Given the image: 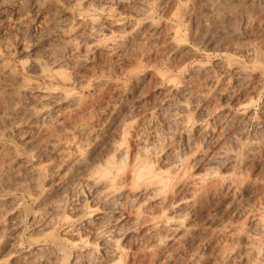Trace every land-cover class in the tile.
<instances>
[{
	"label": "rangeland",
	"instance_id": "1",
	"mask_svg": "<svg viewBox=\"0 0 264 264\" xmlns=\"http://www.w3.org/2000/svg\"><path fill=\"white\" fill-rule=\"evenodd\" d=\"M251 1L253 3H251ZM257 2H259V5ZM246 3H248V4H246ZM246 3H245V5L243 4L240 6L239 12L241 13V16H239L240 14L237 15L238 18L236 17L234 20L235 21L234 24L236 25L238 30L240 29L239 30L240 33H241V31H243V32L245 31V32L243 34L241 33L240 34L241 36L239 35L240 38L238 36V37H234V38L224 40V41L220 42L219 44H217L218 45L217 46L216 44H209L206 41L205 37L207 35V30L208 29L209 30L215 29V32L225 31L226 30L225 27L228 28L229 23H227L226 21L224 23L222 17L227 16L229 8L219 7L217 9H214L213 11H208V9H206V5H205L206 0H0V61H1L0 63H3V64L6 63L5 66L12 69V71H14L16 74H19V75L24 74L21 76H23V77L27 76L26 79H28V80L32 79V80H30L32 82H37V83L40 82L39 84H42V83L46 84L47 82H50V80L47 78H43L41 76H38L36 73L33 74L32 71H30V70L28 72L27 68H26L28 66V64H30V62H32V60H34V58L38 59V57H41V59L42 58L46 59L49 57H59L66 51H67L66 53H68L69 49L64 44H62V36L63 35H69L70 33H71V35H73L74 33H80L84 30V25H82L83 23L82 22H76L72 18L71 15H72V12H74L72 10L73 9L75 11L78 10V12H80L82 14L84 13L83 15H87V16L93 15L92 16L93 19L94 18L97 19V21H95V22H96V26L98 27V30H95L93 32L95 35L91 34V37L90 36H88V37L87 36H83V37L79 36L78 37L77 41L79 43L78 44L79 46H77V48H75L73 51H71V63L68 65H65L62 63L56 64V67L57 66L61 67L59 69L63 70L67 76L69 75L68 76L69 81L66 82V86H68V88L71 87L70 89H71L72 94H74V95L76 94L75 96H77V98H78V105L77 106H79L80 104L82 105V103H83V105L84 104L86 105V107L83 105H82L83 107L81 105L78 108L75 107L76 105L73 107L74 109L76 108V110L79 113L78 118H83L84 120L89 119V121L91 123L92 122L94 123V124L92 123V127L90 128L92 130H90L91 133L89 132V134H88L89 139H87L88 141H87V143H85V144H87L84 146L85 150L87 148H89V146H90L89 142H91L92 138H96V137L102 138V137L107 136L108 139H110L111 138L110 134L113 132L112 130H115L113 127L117 128L118 125L124 126V124H125L126 129L133 128L134 125H140L141 128L144 127L143 132L145 131L144 132L145 134L148 133V131L146 129V125H149V126H152L156 129V130L154 128L152 129L150 127V133L149 134H151V132H152L153 134L155 133L154 135H157V136L154 137V135H152L153 136L152 137L148 134V142H149L150 138L154 139V140H151L152 142H154L151 144L152 145L155 144V145L151 146L152 149L150 147L147 148L148 150H145V152H147L146 154L152 155L154 153L153 151H156V153L158 151V154H160V153H163L164 151H166V149L169 147L172 148V150L175 147V149H177V151L171 150V152H170L171 154L169 153L170 155L168 154V157L169 158H171L172 156L176 157V156H180V154H181L180 157H183V158L179 159V157H176L179 160L176 158H174V159L181 162V163L178 162L179 164L177 163L178 166L184 167L185 164H186V166L187 165L189 166L190 163H186V161L190 162L191 161L190 159L193 158L191 156H194L197 154V151L195 150V148L189 147V146L194 145L193 141L195 140V137L196 138L201 137V140L203 141V142L200 141L201 144L198 143V145H200V146L204 145V147H205V145L208 144L206 147H209V148H211V147L213 148V147L217 146V144L219 145L221 141H223L225 138L229 137V140H230V138L231 139L233 138L232 140H230L231 143L234 142L232 144L233 146L231 145V147H229V149H228V153H230V154L232 153V155L235 159V161H234V168L235 169L234 170L237 172H238V170H239V172H243V175L247 173L249 175V178L252 177V179H250V180L255 181V185H256V186L255 185L252 186L251 191L249 193H245V192L242 193V196H240L241 193H237V198L240 199V201H241L240 206L237 208V210H232L231 212L226 213V215H225V213H223V215H222L221 209H219L221 207V203H219L218 201H215V200H210V199L204 200V204H203L202 208L200 209V211H197L196 213L194 211H191L192 209L191 210L189 209L188 216H189V218H190V216H192L191 217L192 226H193V224H195V226H196V228H195V226H193L196 230L194 238H193L194 240H192V242H191V244H193V245H191V244L189 245L190 242L188 244L187 243L186 244H179V245L177 244V246H176V244L171 245V246L168 245L167 246V252H169V253H167V255L165 257H159L158 255H156V252L158 251L157 249L155 250V252L153 249L154 253L153 252L151 253V250H152L150 248V243L152 240L151 236H150L151 237L150 238L148 235H140L137 233V231L139 232L142 228L141 227L142 226L141 220H140L141 222L138 221L137 226L135 225V224H137V222H135V223L132 222V224L135 225V226H132L131 222L130 221L125 222L126 221V219H125L122 223L123 226L120 225L119 226L120 228L118 227L116 229L117 232L115 233V235H113V236L107 235V238H106V235H103V236L102 235H96L98 237L100 236L99 238L91 236V235H86V236L84 235V237H83V235H81L82 238L79 239L80 241L76 240L74 242L71 239V241H72L71 242L70 239H68V237H69L68 235H65V237L61 236V235H64L62 230L64 229V231H65L69 226H72V225L76 226L77 225V226H81L80 228L82 230L81 231L82 234L87 232L86 228H88V227L86 226L87 224L85 223L84 219L87 217V215H88L87 212H89V211H88V208H85L87 211L84 209V211L82 213L75 215L72 218V217H70L71 213L72 214H75V213H74V210L71 209V202H69V201L74 200L75 198H77V199L82 198L85 195L84 197H86V204L90 203L88 201V191H89L88 188H86V187H84V186H82L76 182L71 183V181L69 180L62 187H57V188H55V191L52 190L53 192H51L50 189H52L54 187V184H55L54 182H55V179L57 178V176L55 175L56 170L54 169V167L52 168L53 171L50 172L51 169L48 168L47 162L49 163V159H51L50 160L51 163H56L58 161L57 158H59L58 157L59 154L58 153H56L54 155L52 154V156L50 155L49 159H46V156H44V155H41V159L34 158V155L30 151L27 150V144H25L26 142L23 139L18 138V135H16L15 130H12L13 132L10 130L11 131V132H9L10 134L8 133L10 136L4 135V136L0 137V141H1L0 144L1 143L5 144L9 141L8 146L6 144L5 145L7 147H11V149H13L14 151L16 150L17 151L16 153H18L20 156H22V158L23 157L26 158L25 159L26 162H28V161L29 162L27 163L28 165L26 164L24 169L21 167L19 168L20 169V171H19L20 176L18 175L17 180L21 181V182H19V184H21V183L22 184L20 186L19 185L16 186V187H18L17 188L18 190L16 189V187L12 188L13 184L9 183V177H10L11 182H13L15 179L14 178V172L9 174V177L7 179L8 183H7V180H1V182L3 184L0 183V186H2L1 187L2 190H0V206H1L0 208L2 210L4 208H8V206H9L8 204H10V207L8 209H4L5 211L4 210L1 211V209H0V217H1V219L3 218L2 220L0 219V223H1V221L3 223L6 222L5 218H7V216H8L7 211L10 210L9 211V212H11L10 214H13V216H14V218H13L14 221L11 220L8 223H10L9 224L10 227L14 224L13 226L17 230L15 235L17 236V238L20 237V239H18V242L22 246L29 247L34 252L36 250L35 253L33 252V254H32L33 256L31 255L33 258L40 259L43 256V255H40V253H43L45 250L44 256H43L44 258L42 257L43 259H45L46 254H47L46 257H48L46 259H55V257L58 256L59 259L57 257L56 258L59 261L57 259H55V260H57L58 262H61L60 264H102L105 261H108L111 259V252L106 250V248H108L107 246H109V244H110L109 242L111 240H113V241L115 240L119 244L122 243V244H120L121 247L125 248L124 250L119 249V253H118L119 258H117L118 264H153V263L165 264V263H167V261H170L171 264H205L204 259H206L207 257H209V258L214 257L218 253L217 251L220 250L219 248L221 247V245H222V248L226 246L225 248H227L226 251H228V253L231 252V254H232L235 251L234 250L235 247H233V246H235V244L232 243V241H231L232 236L245 235L246 233L248 234V236H251L252 234L253 235H255V234L256 235H260V234L264 235L263 234L264 231L261 229H258L259 225L257 224V221L252 217L253 216L252 210H254V209H260V210H262V213L264 214V209H263L264 208V182H263L264 180H262V179H264V171H261L262 169L264 170V168L260 169L261 167L257 166V165H256V167H254L255 162L257 160H263L264 159V124H263L264 123V0H260V1H258V0H250L249 1L248 0ZM188 4H189V6H188ZM82 10H83V12H82ZM87 10H88V12H87ZM84 11H86V12H84ZM215 13H218V15L217 14L215 15ZM214 15H215V17H213ZM236 19H238V21H240V22H238ZM203 20H204V22H203ZM149 21H150V23H149ZM146 27H148V28H146ZM68 30H70V31H68ZM74 30H77V31H74ZM175 30H177V31H175ZM63 31H65L66 33H63ZM204 31H205V33H204ZM135 33H137V34H135ZM172 33H175L177 39L182 41V43H184V44L186 43L185 45H187V47L190 50L189 53H192V51H193V53H192L193 57L191 54H188L187 55L188 57H186L182 60L184 62V64L182 61L178 60L177 59L178 57H175V55L168 48L169 37ZM193 34H194V36H193ZM92 35H93V37H92ZM115 39H118V40H115ZM231 40H233V41H231ZM111 41L113 43H111ZM90 44H92V45H90ZM105 44H109L110 46L112 45L113 48L111 46L112 49L108 50L107 48H105V46H104ZM256 44H257V46H256ZM193 45L195 48H193ZM251 45H253V46H251ZM117 46H119V47H117ZM258 46H259V48H258ZM89 47L92 49H89V52H88L86 50ZM251 47H255L256 49H252ZM257 49H258V52L260 51L259 52L260 55L257 52ZM195 52H196V54H195ZM53 54H55L57 56H54ZM72 56H74V58ZM174 62H176V63H174ZM198 64L199 65L202 64L199 67H207V66H210V67L213 66V67H212V69L209 68V70H205V71L201 70L203 72H200L198 70L193 69V68L197 67ZM216 64H217V66H216ZM219 65L222 66L223 68L219 67ZM64 66H67L68 68L64 67ZM230 66H231V68H230ZM233 66L237 67L236 68L237 70ZM176 67L179 70H177ZM180 67H181V69H180ZM218 67H219V69H218ZM167 68H169V69H167ZM234 69H235V71H234ZM243 69H245V70H243ZM188 70L192 74L194 72L193 75H195V76H193ZM212 70H215L216 73H215V71H212ZM227 70H228V72H224V73L222 72V71H227ZM236 71L243 73L244 75L238 74ZM249 72H250V75H249ZM1 73L2 72H0V75L2 76L3 74H1ZM30 73H31V75H30ZM163 73H164V75H163ZM175 73L177 75H175ZM222 73L224 75H222ZM231 74H233V75L231 76ZM235 74L236 75L238 74L240 77L236 76ZM158 75H162L163 80L158 79L157 78ZM166 75H168V76L166 77ZM199 75H200L201 79L198 78ZM241 75H242V77H241ZM1 76H0V85H3L7 80L5 79L4 75H3L4 77L3 76L1 77ZM189 76H190V80L188 78ZM174 78H175V80H174ZM191 78L193 80H196V82L193 83ZM195 78H197V79H195ZM213 78L215 80H213ZM236 78L237 79L239 78V80H237ZM259 78H260V80H259ZM34 79H35V81H33ZM198 79H199V81H198ZM240 79H241V81H240ZM57 80H53V81L56 82ZM181 81H183L184 83ZM168 82L169 83L171 82L176 87L180 86L181 84L182 85L183 84L188 85V86L190 84V87H188V89H186L187 91L183 90L182 92H180L181 94L175 93V94L171 95L170 96L171 100H170V97H168L169 99L167 97H165L166 98L165 99L164 93H162L163 90L161 88L164 85H166ZM204 82H206V83H204ZM177 83H179V84H177ZM200 83H202L203 85H201ZM194 84H195V86L192 87ZM118 85H120V86H118ZM196 85H201V87H207V88H209V86L212 85L209 88V91L207 92L210 95H208L206 93L207 95L205 94V97L203 96L204 98L203 97L201 98V96L200 97L198 96L199 97L198 98L196 93H195L196 90L195 91L193 90L194 88H196ZM190 88H191V91L193 90L194 92L193 91L191 92L189 90ZM197 88L199 89L200 86H197ZM210 90H211V92H210ZM1 92H3L2 89H0V94L5 95V92H3L4 94ZM182 94H183V99L185 97H187V95L190 99L187 97L184 99L185 102H183V99H181ZM78 95L80 96V98L81 97L82 98L80 99ZM175 95H177V96H175ZM3 97L4 96L0 97V111H1L0 112V116H1L0 118H2V119L4 117L3 113H5L4 109L2 107L3 102L5 100V97L4 98ZM177 98L179 99L178 101H176ZM194 98L198 102H195ZM163 100H166V101H163ZM203 102H206V103H203ZM155 103H157V104L154 105ZM181 103L183 105L186 103H187V105L193 103L195 106L198 107L197 111L200 112L199 114H201V115H199V116H201V117L200 118L197 117L198 116L197 111H196L197 113H195V111H192V110L187 111V112H189V113H186L187 119L189 117L190 118L188 120L186 119V122L188 121L186 124L185 123L183 124L181 122V118H182L183 114L179 111V107H180ZM76 110H74V111H76ZM159 110H162V111H159ZM74 111L71 112L72 113L71 115L72 116L74 115L73 117L77 118L78 114H77V112H76V114H74L75 113ZM79 111L82 113H80ZM231 111H233V113L236 112V113H234V116L232 115L233 113H231ZM150 112L152 114H154L156 112L155 117H154V115L150 114ZM201 112H203V115L206 113V115L202 116ZM242 112H243V114H242ZM192 113H193V115H192ZM224 113H225V116H224ZM229 113H231V114H229ZM244 113H245V115H244ZM247 113H248V115H247ZM84 114L86 116L90 115L89 117H91V119L90 118L86 119ZM163 114H165V115H163ZM171 114L173 115V117H171L172 116ZM49 115H48L49 117L46 116L45 119L43 118V121L46 120V123L42 122V125L40 126V128L37 129L35 132L33 131L31 133L32 138L34 136H35L34 138H41V136H43L49 129H50V131H52L53 128L55 129V127H54L55 121L53 120L54 115L52 113ZM217 115H218L219 119H218ZM52 116H53V118H52ZM66 116H68V115H66ZM72 116H71V118H73ZM144 116H147V117L149 116V118H152V119H148L147 117L144 118ZM165 116L168 117V118H166V121L168 123L165 121ZM214 116L216 117V119L214 118ZM229 116H231V117H229ZM50 117H51V119H50ZM194 117L197 119L194 120ZM226 117L229 119L227 120ZM239 117H241V118H239ZM172 118H174V119H172ZM2 119H0V125L2 124L1 123ZM49 119H50V121H49L50 123L47 122ZM207 119L209 121H206ZM52 120L54 121V123ZM121 120L123 122H121ZM144 120H145V122H149L150 120L151 121L148 124V123H145ZM223 120H224V122H223ZM229 120H231V121H229ZM217 121L220 124V126L221 127L223 126L222 128H224V129H222L220 127L221 129L217 135L219 139H216L215 133L205 135L206 138H205V136H200L201 134L198 135L199 132L201 133V130L199 131V128H204V127L208 126L211 129L212 128L211 123L212 122L217 123ZM142 122H144L143 123L144 125L141 124ZM43 123H45L46 125ZM122 123H123V125H122ZM181 123H182V127H181ZM52 124H54V126H52ZM48 125H50V126H48ZM110 126H113V127H111L112 129H109ZM155 126H158V127H155ZM196 126L198 127L199 132L197 131ZM41 127H42V129H44L43 127H45V129H46L45 133L43 131H39V130H42ZM233 127H235L236 131L234 130ZM108 129H109V131H108ZM38 131H39V133H38ZM155 131H157V132H155ZM192 132H193V134H192ZM195 133H197V134H195ZM93 134H95V135H93ZM159 134L161 136H159ZM89 135L91 136V138L89 137ZM108 135H110V136H108ZM186 135H187V137H186ZM193 135H195V136H193ZM196 135H198V136H196ZM8 136H9V138H7ZM11 136H13V137H11ZM14 137H16V138H14ZM158 137H160L162 139V141ZM168 137H170V138H168ZM188 137L189 138L191 137V140ZM193 137H194V139H193ZM5 138H6V140H5ZM126 139H127V137H126ZM155 140H158V141L156 142ZM2 141H4V143ZM14 141H15V143L17 141L18 146L15 145ZM180 141L182 143H180ZM253 141L256 142L257 146L260 144L261 148H262V146H263V148L258 149V147H260V146H258L256 148H254V150H252L251 145L252 144L255 145ZM125 142H126V144H125ZM125 142L123 145L125 147L127 145V147L129 148V141L125 140ZM150 142H149V144H150ZM170 142H171V146H169L167 144V143L170 144ZM235 142H237L238 144L237 143L235 144ZM10 143H12V144H10ZM11 145L13 146V148ZM156 145L159 147L161 152L157 148ZM235 145H237V146H235ZM86 146H88V147H86ZM23 148H25V149H23ZM186 148H187V150H186ZM20 149H23V150H20ZM25 150H27V151H25ZM181 150H183V151H181ZM229 150H230V152H229ZM248 150L250 152L249 154H248ZM148 151H150V152H148ZM187 151H190V152L192 151V152L189 153ZM186 156H188V157H186ZM28 157H30L31 159ZM43 159L45 161H43ZM55 159H57L56 162H55ZM248 159H250V160H248ZM252 159L255 161H251ZM181 160L184 161L185 163H183ZM201 161L205 164L206 163L209 165L211 164V166H213V167L216 166L214 168V169H216V173H213L214 176L212 174L206 175L205 176L206 178H204L205 180L206 179L209 180L210 178L213 179V178H215V176L217 178L221 179L222 175L220 174V170H222V167H223L222 164H224V163H222L223 162L222 160H220V162H221L220 163L218 160L216 161L215 159H213V157H209V155H207L204 158H202ZM201 161H200V163H202ZM247 161H249V162L251 161L252 163L251 162L249 163ZM29 164H31V165H29ZM241 164H244V166ZM251 164L254 166H252ZM235 165L237 167H235ZM43 166H44V168H43ZM36 167L38 168V170L36 169ZM239 167H241V168L239 169ZM41 168L44 170H41ZM244 168H245V170H244ZM45 169H46V171H45ZM217 169L219 170V173H218ZM246 169H247V171H246ZM40 170H41V172H40ZM250 170L253 173H251ZM20 172H21V174H22V172H24V174L21 175ZM52 172H54V174H52ZM49 173H51L52 176ZM217 173H218V175H217ZM219 174H220V176H219ZM230 174L233 175V173H230ZM27 175L31 176V179L33 181L30 180V177H27ZM232 175H230V176H232ZM23 176L26 177L27 179L28 178L29 179L27 180L26 178H24L25 182H23V179H22ZM37 176H39V177H37ZM211 176H213V177H211ZM34 177H36L38 180ZM258 179H259V181L261 180L260 183L257 182ZM38 181L41 182L42 184L40 185V183ZM68 182L70 184H68ZM256 182L258 185L256 184ZM32 183L35 184L34 189L32 188L33 187ZM51 183H53V184H51ZM4 184H6V186L8 184L7 188ZM71 184L72 185L74 184V185L72 186ZM22 185L24 188L29 187L31 185L32 186L29 187L30 189L25 188L22 190L21 189V188H23ZM45 186H46V188H44ZM80 186H82L83 188L81 189ZM73 187H74V189H72ZM32 189H33V191H31ZM42 189H45V190H42ZM65 189L66 190L68 189V191H66ZM39 191H41V193ZM14 192H16V193H14ZM54 192H55V194H54ZM61 192L65 193V194H63ZM10 193H11V195H10ZM60 193L63 194V196ZM12 194L15 197V199H12V198H14V197H12ZM25 194L26 195L28 194L27 197ZM46 194H49V195H46ZM44 196H46V197H44ZM64 196H66V197L64 198ZM2 198H5V200L3 201ZM17 198L20 199L19 202L17 201L18 200ZM53 199H54V201H53ZM60 199L61 200L64 199V200L61 201ZM9 200L10 201L12 200L11 201V203L13 202L12 205H11V203H9ZM48 200H50V201L52 200V202L49 206L50 208L48 207V211L46 213H44V216H43V213H41V211H38V210L41 209L43 207V205L44 206L47 205L49 203ZM6 201H8L7 205H5ZM44 202L46 204H44ZM113 202H111L112 205L110 204V202L106 205L107 206L106 208H108L110 206L109 209H106V211H111L113 208L118 209V207L120 208V206H123V205L118 204L117 202H114V203ZM37 203H39V204H37ZM68 203H69V205H68ZM28 205H29V207H28ZM36 205H39V207ZM113 205H115V206L113 207ZM2 206L3 207L6 206V207L3 208ZM33 206H36V207H33ZM64 206L66 207L65 209H64ZM15 207L17 208V211H16ZM37 207H38V209H37ZM123 207H121L120 209H123ZM13 209H14V211H13ZM120 209H118V210H120ZM149 209H150V207H147L146 210L148 212H150L151 209L150 210ZM19 212H20V214H19ZM54 212H56V213H54ZM57 212H58V214H57ZM63 212H64V216L68 213V215H66V217L69 216V218L64 217ZM52 213H54L56 215V220H55V215L53 216ZM35 214H36V216H34ZM82 214H83V216H82ZM84 214L85 215L87 214V215L84 216ZM50 215L52 216L51 218H50ZM80 215H81V217H80ZM41 216L43 217L44 221L42 220ZM35 218H37L36 221H35ZM47 218L49 221L47 220ZM81 218H82V220H81ZM214 218H219L221 221L218 219L219 221L212 222ZM17 219L18 220L20 219L19 221L22 224L19 223V225H17L19 222ZM21 219H22V221H21ZM30 219H32L33 221ZM38 219L42 220L43 222L39 220V222L37 223ZM77 219L79 221H76ZM15 220H17L18 222H15ZM51 220H53L55 223L52 222ZM67 220H70V222H68ZM128 220H129V218H128ZM226 220H228V221L226 222ZM12 221H13V223H12ZM73 221H75V223L76 222L77 223L75 224ZM102 221L104 223H101V224H104V225H105V222H107V220L104 221V219H102ZM31 222L36 223V225L31 223ZM48 222H52L53 224L51 223V225H49L50 223H48ZM228 222H230L229 225L226 224ZM39 223L42 225H40ZM43 223H44V226H43ZM31 224H33L34 226ZM45 224H47V225H45ZM65 225L67 226V228L65 227ZM214 225H216V226H214ZM49 226H50L51 230H49L50 228L48 230L45 229V228H48ZM51 226H53V227H51ZM82 226H83V228H82ZM62 227H64V228H62ZM36 228H37V230H36ZM39 228H40V230H39ZM41 229H45L46 231H44V230L41 231ZM135 229H137V230H135ZM203 229H205V230H203ZM247 229H248L249 233H248ZM38 230L40 232H38ZM218 230L220 232H218ZM35 231H36V233H35ZM55 231H56V233H55ZM258 231L260 233H258ZM59 232H61V233L59 234ZM39 233L40 234L42 233V235H40ZM214 234H216V235H214ZM26 235H27V237H25ZM109 236H110V238H108ZM111 236H112V238H111ZM212 236H214L215 239H213ZM115 238L119 239V240H116ZM91 239H92V241H90ZM107 239H108L109 244L106 243ZM210 239H211V241H210ZM27 240H29V241H27ZM84 240H86V241H84ZM67 241H68V244L66 243ZM88 241H90V242L88 243ZM260 242L261 243L263 242V244H264V239L259 240V243ZM75 243H76V245H75ZM44 245H46V246H44ZM53 245L56 246V250H55V247L50 248V247H53ZM94 245L97 246L96 250L98 249L101 252L103 250V253H101L100 251L99 252L96 251L94 249L95 248ZM38 247H40V249ZM46 247H48V248L46 249ZM89 247L91 248V250H94V251H91ZM101 247H103V249ZM38 249H39V252H38ZM48 249L51 252V253L49 252L50 254L48 253V251H49ZM57 249H58V252L60 251V253L62 252L61 250H63L62 253H65V255L62 253L59 254L57 252ZM82 250H84V251H82ZM86 250H87V252H85ZM52 251H55V252H53L55 255L57 253L59 255L57 254L55 256L52 253ZM82 252H83V255H82ZM234 254H236V252L233 253V255ZM38 255L41 257H38ZM194 255L198 256V258H196L197 256H195V258H196L195 261L192 260V256L194 257ZM53 256H54V258H53ZM235 256H237V254ZM64 257H65V259H64ZM60 258L62 261L60 260ZM118 259H119V261H118ZM171 259H173V260H171ZM0 260H1L0 264H2V262H3V264H5V263L6 264H19V261H15L16 263H14L13 261H11V259H8L6 257H1Z\"/></svg>",
	"mask_w": 264,
	"mask_h": 264
},
{
	"label": "bare ground",
	"instance_id": "2",
	"mask_svg": "<svg viewBox=\"0 0 264 264\" xmlns=\"http://www.w3.org/2000/svg\"><path fill=\"white\" fill-rule=\"evenodd\" d=\"M248 0H206V9H208V11H213L214 9H217L219 7H227L229 8L228 14L227 16H223V22L225 23V21L228 24V28H226L225 26V31H219V32H215V29H208L207 30V35L205 37L206 41L209 44H219L220 42L230 39V38H234V37H238L241 33L243 34L244 32L241 31L240 33V29L238 30V28L236 27V25L234 24V20L237 17V15L241 16V13L239 12L240 10V6L241 5H245V3ZM250 1V0H249ZM260 1V0H258ZM255 2V1H254ZM262 2V1H261ZM249 3V2H248ZM246 3V4H248ZM251 3H253L251 1ZM259 5V2H257ZM256 3V4H257ZM251 5V4H250ZM189 6V4H188ZM247 6V5H246ZM245 6V7H246ZM242 8V7H241ZM81 9V8H80ZM191 9V8H190ZM243 9V8H242ZM247 9V8H246ZM250 9V8H249ZM204 10V9H203ZM74 12H72V18L76 21V22H82L84 25V30L80 33H74L73 35H71V33L69 35H63L62 36V44H64L68 49L69 52L66 53L64 52L61 56L59 57H49V58H42L38 57L34 58V60H32V62H30V64H28L27 71L29 72L32 71V73H36L38 76H41L43 78H47L50 80V82H47L46 84H39L37 82H32L30 80L32 79H26L27 76L23 77L21 75L24 74H16L14 71H12V69L8 68L7 66H5V64L0 63V72H2L1 74H3L5 76V79L7 80L3 85H0V89H2L3 92H5V95H2L5 97V100L3 102V109L4 112L3 113V119L1 120V125H0V137L4 136V135H9L12 130H15L16 135H18V138L23 139L27 144V150L30 151L33 155L34 158H38L41 159V155L46 156V159H49L50 155L52 156V154H56L58 153V161L56 162L57 159H55L56 163H51L49 159V163L47 162V166L48 168H50V172L53 171V167L56 170V176L57 178L55 179V184L54 187L51 190V192L55 191V188L57 187H62L67 181H71V183L76 182L86 188H88V201L90 203L86 204V197H82V198H75L74 200H71L69 202H71V209L74 210L75 214L70 215V217H74L75 215H78L80 213H82L84 211L85 208H88L87 212V217L84 219L85 223L87 224L86 226L88 228L87 232H85L84 234H82V230H81V226H69L67 228V226L65 225L66 230L64 231V229L62 230V232L65 235H68V239H71L75 242L76 240L81 239V235H91L94 237H98L96 235H115V233L117 232L116 229L122 225L123 221L126 219L125 222L130 221L132 226H137L138 225V221L142 223V228L141 230L137 233L140 235H148L149 237H152L151 243H150V248L151 253L154 252L157 249L158 251L156 252V255H158L159 257H165L167 255V246H171L177 244H191L192 240H194V235H195V224H193V226H195V228L192 226V220L191 217L189 218L188 216V211L189 209L191 211H194L195 213L197 211H200V209L202 208L203 204H204V200H215L218 201L219 203H221V207L219 209H221L222 215L223 213H229L232 210H237V208L240 206V199L237 198V193H241L240 196H242V193H249L251 191L252 186L255 185V181H251L250 179H252V177L249 178V175L246 173L243 175V172H238L235 171L234 169V157L232 155V153H228V149L229 147H231V145L234 143H231L230 140H232L229 137L225 138L223 141L220 142V144L215 147H206L207 145L200 146L198 145V143L201 144L200 141L201 137H195V140L193 141L192 148H195V150L197 151V154L193 157L192 159H190L191 161H186V163H190V165L181 167L178 166L177 163H181L180 161H177L176 157L183 158L180 156H172L171 158L168 157V154L171 152L172 148H167L166 151H164L163 153H160L161 150L159 149V147L157 146V148L160 150V154H158V151L156 153V151H153L154 153L152 155L146 154L147 152H145V150H148L147 148H151L152 142L151 139L148 142V134L150 133V127L153 129L154 127L146 125V129L148 131L147 134H145L143 132V128H141L140 125H132L133 128L130 129H126L125 128V124L124 126H120L118 125L117 128L110 126L109 129H112L111 127H113L115 130H112L113 132L110 134L111 138L108 139L107 136L99 138H92L91 142H89L90 146L89 148H87L85 150L84 146L87 145L85 143H87V139L88 138V134L90 132V129L92 127V123L88 120H84L83 118H78L79 117V113L76 110V108L74 109L73 107H80L77 106L78 105V98L77 96H75L74 94L71 93V87L68 88V86H66V82L69 81V75L67 76L65 74V72L59 68V66L56 67L57 63H62L65 65H68L71 63V51H73L75 48H77V46H79L78 44V37H83V36H90L91 34H94L93 32L95 30H98V27L96 26V22L97 19H93V15L92 16H87V15H83L82 13L75 11L74 9L72 10ZM216 11V10H215ZM83 12V10H82ZM86 12V11H84ZM88 12V10H87ZM187 12V11H186ZM218 12V11H217ZM227 12V11H226ZM91 13V12H90ZM213 13V12H212ZM218 15V13H215V15ZM215 15L213 17H215ZM221 15V16H222ZM209 16V15H208ZM212 17V18H213ZM238 18V17H237ZM240 19V18H239ZM220 20V19H219ZM238 21V19H236ZM236 21V22H237ZM204 22V20H203ZM240 22V21H238ZM150 23V21H149ZM81 24V23H80ZM81 25V26H82ZM149 25V24H148ZM201 25V24H200ZM216 26V25H215ZM218 26V25H217ZM199 27V26H198ZM201 27V26H200ZM222 27V26H221ZM148 28V27H146ZM153 28V27H152ZM223 28V27H222ZM150 29V28H149ZM220 29V28H219ZM153 30V29H152ZM223 30V29H222ZM70 31V30H68ZM77 31V30H74ZM177 31V30H175ZM73 32V31H72ZM154 32V31H153ZM63 33H66L65 31H63ZM177 33V32H176ZM205 33V31H204ZM62 34V33H61ZM137 34V33H135ZM95 35V34H94ZM180 35V34H179ZM245 35V34H244ZM72 36V37H71ZM136 36V35H135ZM178 36V35H177ZM194 36V34H193ZM241 36V35H240ZM239 36V38H240ZM93 37V35H92ZM180 37V36H179ZM181 38V37H180ZM196 38V37H195ZM89 39V38H88ZM237 39V38H236ZM80 40V39H79ZM118 40V39H115ZM110 41V40H109ZM233 41V40H231ZM61 42V41H60ZM230 42V41H229ZM105 43V42H104ZM109 43V42H108ZM111 43H113L111 41ZM116 43V42H115ZM122 43V42H121ZM188 43V42H187ZM233 43V42H232ZM186 44V43H185ZM184 43H182V41H180L179 39H177L175 33H172L169 37V41H168V48L169 50L175 55V57H178L177 59L182 61L184 58L188 57V54L193 53H189V48L187 47V45H185ZM208 44V45H209ZM92 45V44H90ZM102 46V45H101ZM105 48H107L108 50H111L113 48H111V46L109 44H105L104 45ZM115 46V45H114ZM218 46V45H217ZM253 46V45H251ZM257 46V44H256ZM255 46V47H256ZM95 47V46H94ZM119 47V46H117ZM250 47V46H249ZM255 47H251L252 49H256ZM193 48L194 45H193ZM246 48V47H245ZM248 48V47H247ZM250 48V49H251ZM259 48V46H258ZM89 49L92 48H88L86 51L89 52ZM118 49V48H117ZM247 50V49H246ZM260 50V49H259ZM197 51V50H196ZM113 52V51H112ZM168 52V51H167ZM249 52V51H248ZM255 52V51H254ZM253 52V53H254ZM258 52V49H257ZM260 52V51H259ZM258 52V53H259ZM111 54V53H110ZM196 54V52H195ZM54 56H57L55 54H53ZM52 55V56H53ZM172 55V54H171ZM248 55V54H247ZM260 55V53H259ZM44 56V55H43ZM173 56V55H172ZM249 56V55H248ZM45 57V56H44ZM74 58V56H72ZM174 57V56H173ZM193 57V55H192ZM166 58V57H165ZM168 59V58H167ZM176 59V60H177ZM175 60V61H176ZM177 60V61H178ZM187 60V59H186ZM174 61V60H173ZM179 61V62H180ZM1 62V61H0ZM183 62V61H182ZM172 63V62H171ZM176 63V62H174ZM214 63V62H213ZM180 64V63H179ZM184 64V62H183ZM186 64V63H185ZM8 65V64H7ZM178 65V64H177ZM182 65V64H181ZM202 65V64H201ZM198 64L197 67L193 68L194 70H198L200 72H203L205 70H209V68L212 69V67L207 66V67H199L201 66ZM226 65V64H225ZM9 66V65H8ZM215 66V65H214ZM217 66V64H216ZM67 67V66H64ZM70 67V66H69ZM184 67V66H183ZM219 67H222L219 65ZM218 67V69H219ZM228 67V66H227ZM226 67V68H227ZM234 67V66H233ZM63 68V67H62ZM68 68V67H67ZM175 68V67H174ZM177 68V67H176ZM223 68V67H222ZM231 68V66H230ZM235 69L237 67H234ZM23 69V68H22ZM169 69V68H167ZM181 69V67H180ZM210 69V70H211ZM214 69V68H213ZM217 69V68H216ZM234 69V71H235ZM14 70V69H13ZM177 70H179L177 68ZM203 70V71H201ZM225 70V69H224ZM229 70V69H228ZM227 71H222L224 72H228ZM237 70V69H236ZM245 70V69H243ZM66 71V70H65ZM189 71V70H188ZM215 71V70H212ZM233 71V72H234ZM239 71V70H238ZM236 71L238 74H243ZM247 71V70H246ZM17 72V71H16ZM161 72V71H160ZM164 72V71H163ZM174 72V71H173ZM176 72V71H175ZM179 72V71H178ZM190 72V71H189ZM235 72V73H236ZM248 72V71H247ZM22 73V72H21ZM191 73V72H190ZM189 73V74H190ZM216 73V71H215ZM222 73V75H224ZM232 73V72H231ZM192 74V73H191ZM194 74V72H193ZM192 74V75H193ZM236 76H239V75ZM247 74V73H246ZM2 75V76H3ZM31 75V73H30ZM157 75V74H156ZM164 75V73H163ZM169 75V74H168ZM166 75V77L168 76ZM175 75H177L175 73ZM220 75V74H219ZM218 75V76H219ZM233 74H231L232 76ZM234 75V76H235ZM244 75V74H243ZM250 75V72H249ZM260 75V74H259ZM262 75V74H261ZM1 76V75H0ZM1 76V77H2ZM3 76V77H4ZM195 76V75H193ZM192 76V77H193ZM202 76V75H201ZM214 76V75H213ZM248 76V75H247ZM156 77V76H155ZM216 77V76H215ZM240 77V76H239ZM242 77V75H241ZM250 77V76H249ZM248 77V78H249ZM42 78V79H43ZM158 79L163 80L162 75H158L157 76ZM190 80V76L188 77ZM199 79H201L200 75L198 77ZM219 78V77H218ZM222 78V77H221ZM235 78V77H234ZM244 78V77H243ZM58 79V80H57ZM171 79V78H170ZM197 79V78H195ZM198 79V81H199ZM205 79V78H204ZM231 79V78H230ZM237 79V78H236ZM46 80V79H45ZM53 80H57L56 82H54ZM175 80V78H174ZM187 80V79H186ZM185 80V81H186ZM191 80L194 82H196V80H193L191 78ZM203 80V79H202ZM213 80H215L213 78ZM239 80V78L237 79ZM260 80V78H259ZM35 81V79L33 80ZM53 81V82H52ZM173 81V80H172ZM171 81V82H172ZM224 81V80H223ZM241 81V79H240ZM71 82V81H70ZM81 82V81H80ZM167 83L166 85H164L161 89L163 90L162 93H164V98L165 97H170L171 95L175 94V93H180L183 90L188 89V87H190L188 85H180V86H175L172 83ZM183 82V81H181ZM212 82V81H211ZM210 82V83H211ZM216 82V81H215ZM176 83V82H175ZM184 83V82H183ZM188 83V82H187ZM191 83V82H190ZM206 83V82H204ZM214 83V82H213ZM159 84V83H158ZM179 84V83H177ZM201 85H203L202 83H200ZM220 84V83H219ZM163 85V84H162ZM201 85H196L200 86V88L196 89V88H192L197 97L201 96V98L204 96L205 94L209 91V88L212 86H209V88L207 87H201ZM120 86V85H118ZM117 86V87H118ZM159 86V85H158ZM161 86V85H160ZM195 84L192 86L194 87ZM213 88V87H212ZM191 91V88L189 89ZM192 90V91H193ZM187 91V90H186ZM191 91V92H192ZM193 91V92H194ZM1 92V93H3ZM161 92V91H160ZM211 92V90H210ZM194 93V94H195ZM4 94V93H3ZM181 94V93H180ZM208 94V93H207ZM206 94V95H207ZM213 94V93H212ZM211 94V95H212ZM195 95V96H196ZM210 95V94H208ZM79 96V95H78ZM162 96V95H161ZM177 96V95H175ZM179 96V95H178ZM3 97V98H4ZM181 99H183V94L181 95ZM188 97V95H187ZM185 97V98H187ZM196 97V98H197ZM198 97V98H199ZM203 97V98H204ZM209 97V96H208ZM80 98V96H79ZM82 98V97H81ZM80 98V99H81ZM161 98V97H160ZM184 98V99H185ZM189 98V97H188ZM79 99V100H80ZM159 99V98H158ZM166 99V98H165ZM169 99V98H168ZM183 99V102H185ZM190 99V98H189ZM192 99V98H191ZM195 99V98H194ZM171 100V97H170ZM179 99L177 98L176 101H178ZM81 101V100H80ZM166 101V100H163ZM181 101V100H180ZM189 101V100H188ZM195 102L196 99L194 100ZM204 101V100H203ZM208 101V100H207ZM2 102V101H1ZM82 102V101H81ZM86 102V101H85ZM169 102V101H168ZM175 102V101H174ZM182 102V101H181ZM194 102V103H195ZM170 103V102H169ZM206 103V102H203ZM157 103H155L154 105H156ZM198 104V103H197ZM246 104V103H245ZM244 104V105H245ZM83 105V103H82ZM81 105V106H82ZM165 105V104H164ZM186 105V106H185ZM199 105V104H198ZM203 105V104H202ZM205 105V104H204ZM83 106L86 107V105L84 104ZM82 106V107H83ZM168 106V105H167ZM170 106V105H169ZM201 106V105H200ZM215 106V105H214ZM217 106V105H216ZM175 107V106H174ZM208 107V106H207ZM165 108V107H164ZM169 108V107H168ZM178 108V107H177ZM200 108V107H199ZM212 108V107H211ZM2 109V108H1ZM80 109V108H79ZM78 109V110H79ZM123 109V108H122ZM175 109V108H174ZM76 110V111H74ZM152 110V109H151ZM150 110V111H151ZM156 110V109H155ZM195 111V113H197L198 111V107L195 106L193 103L187 105L186 104H182L179 107V111L183 114L182 118H181V122L184 124H186V119H187V115L186 113H189L187 111ZM3 111V110H2ZM74 111L76 114L77 112V118L73 117L71 114V112ZM122 111V110H121ZM153 111V110H152ZM162 111V110H159ZM178 111V110H177ZM178 111V112H179ZM197 111V112H196ZM1 112V111H0ZM80 112V111H79ZM154 112V111H153ZM169 112V111H168ZM225 112V111H224ZM228 112V111H227ZM53 114L54 115V121H55V126L54 124H52V126L55 127V129L53 128L52 131H50V129L45 133L46 129L45 127H43L44 129L39 130V131H43L44 135L41 136V138H32L31 133L34 131H36L37 129L40 128V126L42 125V122L46 123V120L43 121V118L45 119L46 116H48L49 114ZM82 113V112H80ZM89 113V112H88ZM122 113V112H121ZM156 113V112H155ZM155 113L152 114L150 112V114L154 115L155 117ZM164 113V112H163ZM167 113V112H166ZM170 113V112H169ZM168 113V114H169ZM180 113V114H181ZM200 112H198V118H200L201 114H199ZM202 116L206 115V113ZM231 113H233V111H231ZM229 113V114H231ZM236 113V112H234ZM234 113L232 114L234 116ZM86 114V113H85ZM84 114V115H85ZM90 114V113H89ZM88 114V115H89ZM123 114V113H122ZM241 114V113H240ZM243 114V112H242ZM250 114V113H249ZM68 115V116H66ZM81 115V114H80ZM149 115V114H148ZM151 115V116H152ZM165 115V114H163ZM170 115V114H169ZM172 115V114H171ZM193 115V113H192ZM215 115V114H214ZM220 115V114H219ZM245 115V113H244ZM248 115V113H247ZM50 116V115H49ZM48 116V117H49ZM71 116L73 118H71ZM90 116V115H89ZM89 116H86L87 118H90ZM118 116V115H117ZM177 116V115H176ZM195 116V115H194ZM225 116V113H224ZM232 116V117H233ZM1 117V116H0ZM67 117V118H66ZM122 117V116H121ZM147 116H144V118ZM157 117V116H156ZM170 117V116H169ZM173 117V115L171 116ZM218 117V115H217ZM222 117V116H221ZM231 117V116H229ZM238 117V116H237ZM242 117V116H241ZM239 117V118H241ZM53 118V116H52ZM148 119H152L149 118V116L147 117ZM166 117L165 116V121H166ZM190 118V117H189ZM188 118V119H189ZM214 118L216 119V117L214 116ZM224 118V117H223ZM222 118V119H223ZM227 118V117H226ZM234 118V117H233ZM232 118V119H233ZM236 118V117H235ZM47 119V118H46ZM51 119V117H50ZM50 119L47 121L49 122ZM115 119V118H114ZM161 119V118H160ZM159 119V120H160ZM171 119V118H170ZM174 119V118H172ZM187 119V120H188ZM197 118L194 117V120H196ZM203 119V118H202ZM213 119V118H212ZM211 119V120H212ZM214 119V120H215ZM219 119V117H218ZM217 119V120H218ZM229 118H227L228 120ZM243 119V118H242ZM52 120V121H53ZM95 120V119H94ZM116 120V119H115ZM146 120V119H145ZM144 120V122H145ZM154 120V119H153ZM169 120V119H168ZM177 120V119H176ZM221 120V119H220ZM226 120V119H225ZM241 120V119H240ZM247 120V119H246ZM53 121V123H54ZM96 121V120H95ZM94 121V122H95ZM126 121V120H125ZM147 121V120H146ZM151 121V120H150ZM149 121V122H150ZM202 121V120H201ZM206 121H209L208 119ZM231 121V120H229ZM121 122H123L121 120ZM132 122V121H131ZM144 122H142L141 124H143ZM149 122H145L148 123ZM156 122V121H155ZM167 122V121H166ZM200 122V121H199ZM224 122V120H223ZM237 122V121H236ZM43 123V124H45ZM50 123V122H49ZM128 123V122H127ZM139 123V122H138ZM168 123V122H167ZM182 123H181V127H182ZM218 123V121H217ZM211 123L212 128L210 129L208 126L204 127V128H199V131L201 130V133L198 131V127H197V131L199 132V134H201L200 136H205L207 134H216V139L218 138V132L220 131V129L223 127L220 126V124L218 123ZM222 123V122H221ZM239 123V122H238ZM94 124V123H93ZM136 124V123H135ZM157 124V123H156ZM264 124V123H263ZM46 125V124H45ZM44 125V126H45ZM123 125V123H122ZM131 125V124H130ZM144 125V124H143ZM207 125V124H206ZM205 125V126H206ZM209 125V124H208ZM235 125V124H234ZM259 125V124H258ZM50 126V125H48ZM154 126V125H153ZM201 126V125H200ZM96 127V126H95ZM130 127V126H129ZM158 127V126H155ZM184 127V126H183ZM221 127V128H220ZM48 128V127H47ZM187 128V127H186ZM232 128V127H231ZM235 130V127H233ZM107 129V128H106ZM105 129V130H106ZM108 129V131H109ZM155 129V128H154ZM179 129V128H178ZM224 129V128H222ZM11 130V131H10ZM96 130V129H95ZM156 130V129H155ZM233 130V129H232ZM38 131V133H39ZM94 131V130H93ZM107 131V132H108ZM160 131V130H159ZM196 131V132H197ZM226 131V130H225ZM236 131V130H235ZM13 132V131H12ZM96 132V131H95ZM157 132V131H155ZM188 132V131H187ZM195 132V131H194ZM222 132V131H221ZM9 133V134H8ZM41 133V132H40ZM91 133V132H90ZM170 133V132H169ZM155 134V133H154ZM152 132L151 134H149L150 136L154 135ZM185 134V133H184ZM187 134V133H186ZM193 134V132H192ZM197 134V133H195ZM91 135V134H90ZM89 135V137L91 138V136ZM95 135V134H93ZM108 135V136H110ZM166 135V134H165ZM168 135V134H167ZM196 135V136H198ZM226 135V134H225ZM10 136V135H9ZM9 136L7 138H9ZM37 136V135H36ZM157 135H154V137H156ZM159 136H161L159 134ZM163 136V135H162ZM195 136V135H193ZM238 136V135H237ZM13 137V136H11ZM95 137V136H94ZM127 137V139H126ZM153 137V136H152ZM187 137V135H186ZM211 137V136H210ZM232 137V136H231ZM241 137V136H240ZM16 138V137H14ZM160 138V137H158ZM163 138V137H162ZM166 138V137H165ZM170 138V137H168ZM178 138V137H177ZM189 138V137H188ZM204 138V137H203ZM206 138V136H205ZM212 138V137H211ZM254 138V137H253ZM161 139V138H160ZM182 139V138H181ZM180 139V140H181ZM186 139V138H185ZM191 140V137L189 138ZM194 139V137H193ZM209 139V138H208ZM221 139V138H220ZM6 140V138H5ZM17 140V139H16ZM22 140V141H23ZM129 141V148L123 145L124 142ZM205 140V139H204ZM90 141V140H89ZM156 142L158 140H155ZM162 141V139H161ZM178 141V140H177ZM219 141V140H218ZM1 142V141H0ZM4 143V141H2ZM176 142V141H175ZM187 142V141H186ZM189 142V141H188ZM203 142V141H202ZM254 142V141H253ZM263 142V141H262ZM261 142V143H262ZM15 143V141H14ZM173 143V142H172ZM180 143H182L180 141ZM192 143V142H191ZM237 142H235L236 144ZM248 143V142H247ZM7 146L9 144V141L7 143H5ZM5 144H0V183L1 180H7L9 177V174H11L12 172H14V181L11 182L10 181V177H9V183L13 184L11 187L14 188L16 186H20L21 184H19V182L17 180V177L19 175V171H20V167L21 168H25L26 164L29 162H26V158H22V156H20L18 153H16L17 151L11 149V147H7ZM12 144V143H10ZM126 144V142H125ZM128 144V143H127ZM159 144V143H158ZM169 146H171V142L170 144L167 143ZM178 144V143H177ZM185 144V143H184ZM188 144V143H187ZM212 144V143H211ZM238 144V143H237ZM250 144V143H249ZM255 145H251V149L254 150V148L260 146V144L257 146L256 142H254ZM258 144V143H257ZM14 145V144H13ZM15 145H17V141L15 143ZM166 145V144H165ZM167 145V146H168ZM12 146V145H11ZM18 146V145H17ZM164 146V145H163ZM179 146V145H178ZM233 146V145H232ZM237 146V145H235ZM248 146V145H247ZM88 147V146H86ZM201 147V148H200ZM13 148V146H12ZM156 148V147H155ZM188 148V147H187ZM186 148V150H187ZM191 148V149H192ZM233 148V147H232ZM261 148L258 147V149ZM263 148V146H262ZM261 148V149H262ZM19 149V148H18ZM17 149V150H18ZM25 149V148H23ZM20 149V150H23ZM152 149V148H151ZM162 149V148H161ZM19 150V151H20ZM25 150V151H27ZM157 150V149H156ZM165 150V149H164ZM173 150H176L175 147ZM172 150V151H173ZM184 150V149H183ZM181 150V151H183ZM185 150V151H186ZM231 150V149H230ZM229 150V152H230ZM151 151V150H150ZM148 151V152H150ZM184 151V152H185ZM195 151V152H196ZM245 151V150H244ZM21 152V151H20ZM189 153H191L190 151H187ZM233 152V151H232ZM247 152V151H246ZM254 152V151H253ZM22 153V152H21ZM25 153V152H24ZM27 153V152H26ZM175 153V152H174ZM173 153V154H174ZM177 153V152H176ZM194 153V152H193ZM244 153V152H243ZM249 150H248V154H249ZM28 154V153H27ZM26 154V155H27ZM30 154V153H29ZM171 154V153H170ZM169 154V155H170ZM185 154V153H184ZM175 155V154H174ZM177 155V154H176ZM190 155V154H189ZM209 155V157H213V159H215L216 161L218 160L220 162V160H222L224 164L222 167V170H220V174L222 175L221 179L217 178L215 176V178L210 179H204L206 178V175H213V173H216V169H214L215 167L211 166V164H205L203 163L201 160L202 158H204L205 156ZM243 155V154H242ZM28 156V155H27ZM30 156V155H29ZM236 156V155H235ZM260 156V155H259ZM54 157V156H53ZM188 157V156H186ZM190 157V156H189ZM248 157V156H247ZM251 157V156H250ZM256 157V156H255ZM30 158V157H28ZM176 158V159H174ZM252 158V157H251ZM31 159V158H30ZM178 159V160H179ZM211 159V158H210ZM242 159V158H241ZM258 159V158H257ZM256 159V160H257ZM263 159V158H262ZM34 160V159H33ZM237 160V159H236ZM250 160V159H248ZM42 161V160H41ZM43 161H45L43 159ZM47 161V160H46ZM182 161V160H181ZM200 161L202 163H200ZM206 161V160H205ZM211 161V160H210ZM251 161H255V160H251ZM250 161V162H251ZM26 162V163H25ZM183 163H185L184 161H182ZM246 162V161H245ZM249 162V161H247ZM249 162V163H250ZM178 163V164H179ZM215 163V162H214ZM221 163V162H220ZM236 163V162H235ZM243 163V162H242ZM252 163V162H251ZM35 164V163H34ZM44 164V163H43ZM46 164V163H45ZM55 164V165H54ZM219 164V163H218ZM28 165V164H27ZM31 165V164H29ZM33 165V164H32ZM37 165V164H36ZM181 165V164H180ZM221 165V164H220ZM240 165V164H239ZM244 166V164H241ZM247 165V164H246ZM252 165V164H251ZM260 166L259 168L262 169L264 168V159L263 160H257L255 162V166ZM183 166V165H182ZM35 167V166H34ZM40 167V166H39ZM235 167H237L235 165ZM16 168V169H15ZM44 168V166H43ZM241 167H239L240 169ZM251 168V167H250ZM253 168V167H252ZM30 169V168H29ZM28 169V170H29ZM36 169L38 170V168L36 167ZM237 169V168H236ZM34 170V169H33ZM41 170H44L41 168ZM40 170V172H41ZM218 170V169H217ZM245 170V168H244ZM46 171V169H45ZM48 171V170H47ZM243 171V170H242ZM247 171V169H246ZM261 171H264L263 169ZM25 172V171H24ZM24 172H22V174H24ZM49 172V171H48ZM54 172H52V174H54ZM251 172V170H250ZM219 173V170H218ZM217 173V175H218ZM230 173H233L230 174ZM253 173V172H251ZM21 174V172H20ZM21 174V175H22ZM51 175V173H49ZM219 174V176H220ZM250 174V173H249ZM232 175V176H230ZM252 175V174H251ZM250 175V176H251ZM263 175V174H262ZM20 176V175H19ZM25 176V175H24ZM23 176V182H25L24 177ZM52 176V175H51ZM214 176V175H213ZM211 176V177H213ZM27 177L31 176L27 175ZM33 177V176H32ZM39 177V176H37ZM55 177V176H54ZM21 178V177H20ZM36 178V177H34ZM256 178V177H255ZM27 179V178H26ZM29 179V178H28ZM27 179V180H28ZM37 179V178H36ZM40 179V178H39ZM257 179V178H256ZM20 180V179H19ZM26 180V181H27ZM38 180V179H37ZM208 180V181H207ZM264 180V179H262ZM33 181V180H32ZM36 181V180H35ZM4 182V181H3ZM28 182V181H27ZM30 182V181H29ZM39 182V181H38ZM257 182H261V180ZM256 182V184H257ZM264 182V181H263ZM8 183V180H7ZM35 183V182H34ZM32 183L33 185V189L35 184ZM40 185L42 184L41 182H39ZM3 184V183H2ZM49 184V183H48ZM53 184V183H51ZM68 184H70L68 182ZM6 186V184H4ZM31 185V186H32ZM39 185V184H38ZM39 185V186H40ZM50 185V184H49ZM48 185V186H49ZM72 185V184H71ZM70 185V186H71ZM74 185V184H73ZM72 185V186H73ZM258 185V184H257ZM261 185V184H260ZM8 186V184H7ZM6 186V188H7ZM27 186V185H26ZM29 186V187H31ZM68 186V185H67ZM80 186V188L82 189L83 187ZM256 186V185H255ZM2 186H0L1 188ZM23 187V185H22ZM29 187H25V188H29ZM51 187V186H50ZM75 187V186H74ZM74 187L72 189H74ZM18 187H16L17 189ZM24 187L21 188L22 190L25 189ZM46 188V186L44 187ZM71 188V187H70ZM76 188V187H75ZM15 189V190H16ZM20 189V188H19ZM30 189V188H29ZM33 189L31 191H33ZM2 190V188L0 189ZM14 190V191H15ZM18 190V189H17ZM39 190V189H38ZM45 190V189H42ZM53 190V191H52ZM58 190V189H57ZM63 190V189H62ZM66 190V189H65ZM70 190V189H69ZM79 190V189H78ZM87 190V189H86ZM85 190V191H86ZM13 191V190H12ZM11 191V192H12ZM37 191V190H36ZM68 191V189L66 190ZM65 191V192H66ZM83 191V190H82ZM3 192V191H2ZM41 193V191H39ZM70 192V191H69ZM78 192V191H77ZM80 192V191H79ZM16 193V192H14ZM48 193V192H47ZM57 193V192H56ZM63 193V192H61ZM60 193V194H61ZM55 194V192H54ZM58 194V193H57ZM59 194V195H60ZM65 194V193H63ZM63 194H61L63 196ZM78 194V193H77ZM11 195V193H10ZM26 195V194H25ZM24 195V196H25ZM28 195V194H27ZM26 195V197H27ZM38 195V194H37ZM49 195V194H46ZM23 196V197H24ZM55 196V195H54ZM11 197V196H10ZM9 197V198H10ZM12 197L13 194H12ZM22 197V198H23ZM33 197V196H32ZM37 197V196H36ZM41 197V196H40ZM46 197V196H44ZM56 197V196H55ZM60 197V196H59ZM66 196H64L65 198ZM68 197V196H67ZM73 197V196H72ZM25 198V197H24ZM31 198V197H30ZM42 198V197H41ZM48 198V197H47ZM46 198V199H47ZM50 198V197H49ZM3 201L5 200V198H2ZM1 199V200H2ZM12 199H15L12 198ZM18 199V198H17ZM51 199V198H50ZM20 199H18L17 201L19 202ZM22 200V199H21ZM61 200V199H60ZM64 200V199H62ZM61 200V201H62ZM66 200V199H65ZM69 200V199H68ZM12 201V200H11ZM11 201L9 200V203H11ZM16 201V202H17ZM54 201V199H53ZM117 202L120 206L123 207V209H120L118 207V209H114L113 207L115 205H113V209L111 211H106L107 204L110 202ZM15 202V203H16ZM21 202V201H20ZM48 204L47 205H43V207L41 209H39L38 211H41V213H46L48 211V207L50 206L52 200H48ZM113 202V203H114ZM8 201H6L7 205ZM13 203V202H12ZM11 203V205H12ZM14 203V204H15ZM54 203V202H53ZM226 203V204H225ZM244 203V202H243ZM2 204V203H1ZM3 204V205H4ZM21 204V203H20ZM39 204V203H37ZM44 204H46L44 202ZM116 204V203H115ZM8 208L10 207V204H8ZM30 205V204H29ZM28 205V207H29ZM60 205V204H59ZM69 205V203H68ZM112 205V204H111ZM117 205V204H116ZM14 206V205H13ZM32 206V205H31ZM39 207V205H36ZM33 206V207H36ZM1 207V206H0ZM3 207V206H2ZM6 207V206H4ZM3 207V208H4ZM37 207V209H38ZM147 207H150V212H148L146 209ZM8 208H4V209H8ZM16 208V207H15ZM50 208V207H49ZM66 207L64 206V209ZM70 208V207H69ZM254 208V207H253ZM1 209V208H0ZM3 209V210H4ZM56 209V208H55ZM70 209V210H71ZM126 209V210H125ZM264 209V208H263ZM1 209V211H3ZM32 210V209H31ZM57 210V209H56ZM59 210V209H58ZM86 210V209H85ZM5 211V210H4ZM10 211V210H9ZM8 212V216L7 218H5L6 222H2L0 223V258L1 257H6L8 259H11V261H13L14 263H16L15 261H19V264H60L61 262H58L59 258L58 256H56L58 253L61 254L63 252V250H61L62 252L60 253V251L58 252L57 249V254L55 255L52 251V253L58 258L55 257V259H46L48 257L47 254L45 256V259H43L44 257V252L40 253V255H43L42 257L38 255V257H41L40 259H36L33 258L32 254L34 251H32L31 248L29 247H25L22 246L19 242L17 236L15 235L16 233V228L13 226L10 227V222L11 220H13L14 216L13 214H10L11 212ZM14 211V209H13ZM17 211V208H16ZM87 211V210H86ZM251 211V210H250ZM6 212V213H7ZM52 212V211H51ZM60 212V211H59ZM69 212V211H68ZM148 212V213H147ZM3 213V212H2ZM56 213V212H54ZM54 213L53 216L55 215ZM20 214V212H19ZM37 214V213H36ZM36 214L34 216H36ZM39 214V213H38ZM58 214V212H57ZM70 214V213H69ZM221 214V213H220ZM68 215V213L66 214ZM66 215L64 216V212H63V216L66 217ZM84 214V216H86ZM252 217L257 221V224L259 225L258 229H261L264 231V214L262 213V210L260 209H254L252 210ZM58 216V215H57ZM62 216V217H63ZM83 216V214H82ZM19 217V216H18ZM42 217V216H41ZM40 217V218H41ZM52 216L50 215V218ZM60 217V216H59ZM58 217V218H59ZM81 217V215H80ZM32 218V217H31ZM49 218V217H48ZM47 218V220H48ZM54 218V217H53ZM61 218V217H60ZM66 218H69L66 217ZM107 218V219H106ZM129 218V220H128ZM1 219V217H0ZM3 219V218H2ZM1 219V220H2ZM16 219V218H15ZM33 219V218H32ZM30 219V220H32ZM37 218H35L36 221ZM62 219V218H61ZM75 219V218H74ZM102 219L107 220V222L104 223L102 221ZM210 219V218H209ZM219 218H214L212 222H217ZM222 219V218H221ZM18 220V219H17ZM17 220H15V222H18ZM40 219H38L37 223L39 222ZM43 220V217H42ZM40 220V221H42ZM54 220V219H53ZM53 220H51L52 222H54ZM55 220H56V215H55ZM60 220V219H59ZM82 220V218H81ZM141 220V221H140ZM224 220V219H223ZM4 221V220H3ZM14 221V220H13ZM12 221V223H13ZM22 221V219H21ZM33 221V220H32ZM44 221V220H43ZM42 221V222H43ZM49 221V220H48ZM63 221V220H62ZM68 222H70V220H67ZM76 221H79L78 219ZM221 221V220H220ZM228 220H226L227 222ZM14 222V223H15ZM52 222H48L50 223L49 225H51ZM64 222V221H63ZM75 223V221H73ZM82 222V221H81ZM132 222H137V224L133 225ZM223 222V221H222ZM225 222V221H224ZM20 221L18 222L17 225H19ZM33 223V222H31ZM45 223V222H44ZM43 223V226H44ZM47 223V224H48ZM55 223V222H54ZM77 223V222H76ZM75 223V224H76ZM230 222L226 223L229 225ZM15 224V225H16ZM22 224V223H20ZM36 225V223H33ZM31 224V225H33ZM40 224V223H39ZM38 224V225H39ZM45 224V225H47ZM53 224V223H52ZM64 224V223H63ZM66 224V223H65ZM68 224V223H67ZM71 224V223H70ZM216 224V223H215ZM223 224V223H222ZM225 224V223H224ZM225 224V225H226ZM16 225V226H17ZM42 225V224H40ZM79 225V224H78ZM81 225V224H80ZM130 225V224H129ZM227 225V226H228ZM34 226V225H33ZM60 226V225H59ZM123 226V225H122ZM121 226V227H122ZM216 226V225H214ZM19 227V226H18ZM32 227V226H31ZM30 227V228H31ZM47 227V226H46ZM53 227V226H51ZM85 227V226H84ZM139 227V226H138ZM224 227V226H223ZM43 228V227H42ZM50 226L48 228L45 229H49ZM64 228V227H62ZM61 228V229H62ZM83 228V226H82ZM120 228V227H119ZM248 228V227H247ZM33 229V228H32ZM35 229V228H34ZM45 229H41L46 231ZM55 229V228H54ZM85 229V228H84ZM85 229V230H86ZM201 229V228H200ZM19 230V229H18ZM26 230V229H25ZM37 230V228H36ZM40 230V228H39ZM38 230V232H40ZM51 230V228L49 229ZM119 230V229H118ZM137 230V229H135ZM205 230V229H203ZM220 230V229H219ZM218 230V232H220ZM260 230V231H261ZM43 231V232H44ZM248 231V229H247ZM30 232V231H29ZM34 233V232H33ZM36 233V231H35ZM46 233V232H45ZM56 233V231H55ZM61 232H59L60 234ZM87 233V234H86ZM249 233V231H248ZM258 233H260L258 231ZM32 234V233H31ZM40 234V233H39ZM53 234V233H52ZM58 234V235H59ZM137 234V235H138ZM264 234V233H263ZM19 235V234H18ZM21 235V234H20ZM24 235V234H23ZM42 235V233L40 234ZM45 235V234H44ZM47 235V234H46ZM49 235V234H48ZM212 235V234H211ZM210 235V236H211ZM216 235V234H214ZM34 236V235H33ZM90 236V237H91ZM111 236V238H112ZM232 236V235H231ZM230 236V237H231ZM27 237V235L25 236ZM100 237V236H99ZM98 237V238H99ZM147 237V236H146ZM150 237V238H151ZM213 239H215L214 236H212ZM24 238V237H23ZM37 238V237H36ZM54 238V237H53ZM102 238V237H101ZM105 238V239H106ZM110 238V236L108 237ZM114 238V237H113ZM117 238V237H116ZM115 238V239H116ZM22 239V238H21ZM62 239V238H61ZM65 239V238H64ZM90 239V238H89ZM104 239V240H105ZM209 239V238H208ZM212 239V238H211ZM210 239V241H211ZM264 239V235H251L248 236V234L246 233L245 235H235L232 236V243L235 244V251L233 253L236 252L237 256H235L236 254L233 255V253L231 254L228 253V251H226L227 248L223 247L222 245L219 248L220 250L217 251L218 253L212 257H205L206 259H204L203 261L205 262V264H264V244L263 242L259 243V240H263ZM119 240V239H116ZM26 241V240H25ZM29 241V240H27ZM37 241V240H36ZM69 241V242H70ZM80 241V240H79ZM86 241V240H84ZM92 241V239L90 240ZM88 241V243L90 242ZM112 241V242H111ZM108 243V239H107V244H109V246H107L108 248H106V250H108L109 252H111V259L108 261H105L102 264H118L117 262V258L118 257V253H119V249H125L122 248L120 244L122 243H118L117 241H113L111 240ZM23 242V241H22ZM72 242V241H71ZM73 242V243H74ZM82 242V241H81ZM120 242V241H119ZM209 242V241H208ZM32 243V242H31ZM30 243V244H31ZM35 243V242H34ZM33 243V244H34ZM52 243V242H51ZM68 244V241L66 242ZM77 243V242H76ZM75 243V245H76ZM93 243V242H92ZM91 243V244H92ZM44 244V243H43ZM71 244V243H70ZM209 244V243H208ZM96 245V244H95ZM94 245V246H95ZM106 245V244H105ZM193 245V244H191ZM231 245V244H230ZM42 246V245H41ZM40 246V247H41ZM46 246V245H44ZM67 246V245H66ZM90 246V245H89ZM103 246V245H102ZM123 246V245H122ZM224 246V245H223ZM33 247V246H32ZM40 247H38L40 249ZM50 247V246H49ZM56 250V246L53 245V247L50 248H54ZM104 247V246H103ZM103 247H101L103 249ZM124 247V246H123ZM193 247V246H192ZM48 247H46L47 249ZM65 248V247H64ZM90 248V247H89ZM88 248V249H89ZM97 246H95V250H96ZM105 248V247H104ZM148 248V247H147ZM38 249V252H39ZM42 249V248H41ZM63 249V248H62ZM87 249V248H86ZM232 249V248H231ZM230 249V250H231ZM43 250V249H42ZM49 250V249H48ZM91 250V248H90ZM41 251V250H40ZM78 251V250H77ZM84 251V250H82ZM94 251V250H91ZM96 251H100V250H96ZM105 251V250H104ZM122 251V250H121ZM120 251V252H121ZM150 251V250H149ZM36 252V250H35ZM34 252V253H35ZM50 252V250L48 251V253ZM87 252V250L85 251ZM89 252V251H88ZM101 252V251H100ZM107 252V251H106ZM123 252V251H122ZM153 252V253H154ZM51 253V252H50ZM49 253V254H50ZM103 253V250L102 252ZM195 253V252H194ZM58 254V255H59ZM65 255V253H62ZM76 254V253H75ZM32 255V256H31ZM52 255V254H51ZM69 255V254H68ZM67 255V256H68ZM81 255V254H80ZM83 255V252H82ZM81 255V256H82ZM70 256V255H69ZM120 256V255H119ZM169 256V255H168ZM192 256V260L195 261L196 258H198V256L195 258ZM202 257V256H201ZM54 258V256H53ZM67 258V257H66ZM63 259V258H62ZM65 259V257H64ZM68 259V258H67ZM61 260V258H60ZM173 260V259H171ZM1 261V260H0ZM4 261V260H3ZM62 261V260H61ZM70 261V260H69ZM119 261V259H118ZM197 261V260H196ZM63 263V262H62ZM3 264V262H2ZM6 264V263H5ZM155 264V263H153ZM165 264H171L170 261H167V263Z\"/></svg>",
	"mask_w": 264,
	"mask_h": 264
}]
</instances>
